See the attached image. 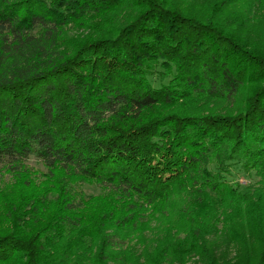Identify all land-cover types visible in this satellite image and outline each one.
Masks as SVG:
<instances>
[{"label": "trees", "instance_id": "1", "mask_svg": "<svg viewBox=\"0 0 264 264\" xmlns=\"http://www.w3.org/2000/svg\"><path fill=\"white\" fill-rule=\"evenodd\" d=\"M30 157L55 206L0 264H264V0H0V175Z\"/></svg>", "mask_w": 264, "mask_h": 264}, {"label": "rangeland", "instance_id": "2", "mask_svg": "<svg viewBox=\"0 0 264 264\" xmlns=\"http://www.w3.org/2000/svg\"><path fill=\"white\" fill-rule=\"evenodd\" d=\"M74 32L75 30L69 31L68 37L70 38L72 35H75ZM60 175L61 173L56 170L52 177L51 172L35 157H30L26 161L24 167L17 172L4 170L0 175V230L7 226L5 221L7 216L5 215V212L10 207H18L21 200L38 202L39 207L45 206L44 210H51L54 208L56 199L53 201L52 199L56 194L58 180H62L58 179ZM234 179L235 181H238L239 184H244L246 176L235 173ZM76 180H71L73 186L77 185L79 188L83 189L86 196H94L99 193V188L94 184V182L77 183ZM46 196L50 199L47 204L46 201L42 200L44 197L46 198ZM32 220L33 226L39 223L36 219ZM153 226L154 224H152V228ZM155 234L156 232L154 233V228L153 234L150 230L145 232L146 236H153Z\"/></svg>", "mask_w": 264, "mask_h": 264}]
</instances>
